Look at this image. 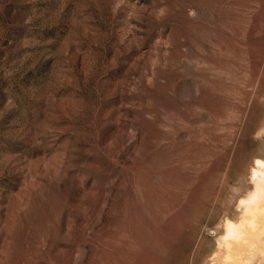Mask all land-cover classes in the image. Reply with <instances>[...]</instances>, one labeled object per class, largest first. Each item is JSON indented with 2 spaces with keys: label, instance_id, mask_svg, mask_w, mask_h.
<instances>
[{
  "label": "rangeland",
  "instance_id": "1",
  "mask_svg": "<svg viewBox=\"0 0 264 264\" xmlns=\"http://www.w3.org/2000/svg\"><path fill=\"white\" fill-rule=\"evenodd\" d=\"M256 160L264 0H0V264H232Z\"/></svg>",
  "mask_w": 264,
  "mask_h": 264
},
{
  "label": "bare ground",
  "instance_id": "2",
  "mask_svg": "<svg viewBox=\"0 0 264 264\" xmlns=\"http://www.w3.org/2000/svg\"><path fill=\"white\" fill-rule=\"evenodd\" d=\"M255 166L252 173L254 191L241 202L243 220L226 224L223 240L227 248L226 257L232 264H251L259 254L264 257V160H256Z\"/></svg>",
  "mask_w": 264,
  "mask_h": 264
}]
</instances>
